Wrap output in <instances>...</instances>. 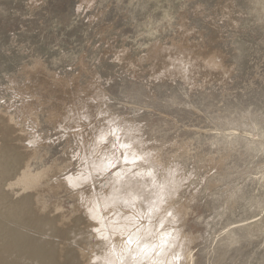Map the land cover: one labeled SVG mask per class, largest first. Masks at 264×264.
Listing matches in <instances>:
<instances>
[{"label": "rangeland", "instance_id": "374dc122", "mask_svg": "<svg viewBox=\"0 0 264 264\" xmlns=\"http://www.w3.org/2000/svg\"><path fill=\"white\" fill-rule=\"evenodd\" d=\"M96 1L95 9L85 7L79 12L80 0H42L36 5L31 0H0V116H8L26 134L35 127L46 141L33 146L37 155L32 170L51 167L52 174L61 173L42 187L78 175L85 163L73 132L55 128L47 118V108L27 109L28 98L21 94L32 93L30 81L39 74L26 76V68L42 67L50 76L66 79L79 77L80 88L99 74L106 94V104L101 106L110 115L118 113L140 124L145 150L156 153L162 165L179 162L183 167L187 180L177 201L196 195L186 224V232L195 239L193 263L264 264V0H234L235 24L219 8L228 0ZM198 4L202 10H195ZM182 12L193 26L204 30L203 38L191 35L190 41L202 48L223 49L228 55L232 70L226 83H209L213 64L204 68L201 63L198 72L191 69L189 77L200 85L193 90L186 79L167 77L163 60L174 52L159 58L160 68L152 64L148 70L145 64L136 76L135 63L127 55H119L126 65L115 61V55L126 48L137 58L156 41H181ZM219 34L223 38L217 42ZM23 85L26 92L21 91ZM113 127L126 130L132 126ZM117 133L107 135L113 138ZM101 134L93 136L102 138ZM123 134L130 136L129 131ZM91 143L97 151L115 146L116 141L95 139ZM100 152L98 159H102ZM104 164L110 167L103 161L97 163ZM81 192L91 193L89 187L50 189L44 198L49 202L60 198L65 218L71 220L80 214Z\"/></svg>", "mask_w": 264, "mask_h": 264}, {"label": "bare ground", "instance_id": "6f19581e", "mask_svg": "<svg viewBox=\"0 0 264 264\" xmlns=\"http://www.w3.org/2000/svg\"><path fill=\"white\" fill-rule=\"evenodd\" d=\"M41 1L31 0V3L36 5ZM228 1L219 8L225 9L230 15L229 20L235 24L234 0ZM96 2L80 0L78 11L82 12L85 7L88 11ZM198 9L202 10L201 4L195 10ZM182 14L179 21L181 41L170 44L156 41L137 58H133L130 48H126L115 55V61L126 65L123 58L119 60V55H127L128 60L135 63L136 76L145 64L149 65L145 68L148 70L152 64L160 68L162 61H158L159 58L166 52H174L163 60L162 68L169 70L165 72L167 77L184 78L185 84L193 90L199 81L194 84L193 78L189 77L191 69L198 72L201 63L204 68L213 64L214 73L209 83L215 80L226 83L232 70L227 64L228 55L223 49L202 48L197 42L190 41L191 35L203 38L204 30L193 26L191 20H187V14ZM222 38L219 34L217 42ZM82 67L84 69L85 65ZM36 72L39 75L35 76ZM29 74L34 75L30 81L33 87L29 85L32 93L29 96L21 94L28 98L27 109L47 108V118L55 128L73 132L80 142L79 153L85 166L78 175H69L43 188L44 183L61 173L57 170L52 174L51 167L38 172L32 170L31 164L37 155L33 146L46 141L35 127L31 134H26L8 116H0V264H194L191 251L195 239L186 232V224L196 195L177 201L187 180L179 162L162 165L156 153L145 150L147 142L140 124L118 113L110 115L105 105L101 106L106 104V94L99 74L85 88L79 87V77L50 76L42 67L36 70L27 67L25 75ZM9 80L15 86V82ZM27 90L23 85L21 91ZM113 116L115 119L110 120ZM30 121L37 124L33 117ZM125 123L131 125V129L113 127ZM114 131L118 132L115 137L107 135ZM124 131H129L130 136H125ZM98 132L104 133L102 138L93 136ZM95 139H114L116 144L96 151V146L91 143ZM98 151H101L102 159L96 157ZM102 161L110 167L97 165ZM85 187H89L91 193H80L81 201L77 204L80 214L71 220L65 218L67 213L60 198L51 202L44 198V193L50 189L58 192L61 188L78 190Z\"/></svg>", "mask_w": 264, "mask_h": 264}]
</instances>
